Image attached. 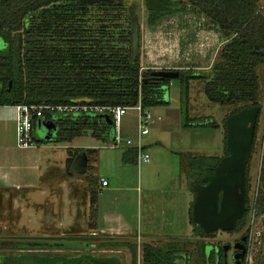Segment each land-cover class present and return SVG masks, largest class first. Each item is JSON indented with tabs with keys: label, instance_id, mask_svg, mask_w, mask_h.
I'll list each match as a JSON object with an SVG mask.
<instances>
[{
	"label": "trees",
	"instance_id": "16d2710c",
	"mask_svg": "<svg viewBox=\"0 0 264 264\" xmlns=\"http://www.w3.org/2000/svg\"><path fill=\"white\" fill-rule=\"evenodd\" d=\"M145 5L149 25H155L167 17L191 13L203 16L213 29L227 38L210 71L199 73L192 68L177 69L184 126L219 127L215 120L189 115L192 79L205 80L204 92L213 102L243 103L230 114L244 107L261 106L257 67L264 63V13L260 0H145ZM92 6L106 11L122 10L124 3L123 0H0V35L7 43L6 48L0 49V105L67 104L79 99L114 106L141 103L144 108L169 103L165 93L172 78L161 77L152 68L142 70L135 21L131 20V24L118 34L109 32L105 25L92 27L84 19L77 18L80 12ZM53 116L57 117L58 128L53 140L37 136L35 129L38 118L34 119L32 133L37 144L72 141L83 135L86 129H91L93 136L99 139L111 141L110 126L102 118L48 112L42 118ZM226 139L225 123L224 155L228 153ZM77 152L78 148L74 149V153L69 150L70 155L66 160L69 170ZM137 154V147H131L123 153L122 160L132 163ZM221 157L185 156L189 188L194 195V185L200 182L201 177L213 173ZM249 164L250 160L247 167V197L250 190ZM260 180L264 181L262 171ZM97 199L98 192L92 190L91 206ZM193 204L194 201L189 214L194 234L199 237L210 235L193 222ZM247 206L251 208L248 203ZM254 207L256 213L264 212L263 195L256 197ZM246 216L247 213L238 220L236 230L245 226ZM28 238L4 244L19 248L66 245L62 237H39L36 241ZM101 244L111 246L119 242L104 241ZM121 244L131 249L132 264H137L136 245L129 241ZM197 245L199 254L204 255L203 243L198 242ZM178 249L176 245L165 249L146 243L143 246V259L145 264H176ZM90 263L119 264V260L115 256L102 258L89 254L68 257L62 254L8 253L0 257V264Z\"/></svg>",
	"mask_w": 264,
	"mask_h": 264
},
{
	"label": "rangeland",
	"instance_id": "374dc122",
	"mask_svg": "<svg viewBox=\"0 0 264 264\" xmlns=\"http://www.w3.org/2000/svg\"><path fill=\"white\" fill-rule=\"evenodd\" d=\"M123 3L124 8L122 10L106 11L92 6L84 12H80L77 18L84 19L92 27L105 25L108 31L113 34H118L131 24V20H134L138 31L137 44L141 54L143 71L149 68L154 70L192 68L201 73L210 71L213 63L218 60L219 51L222 47L220 45L222 34L214 35L212 24L206 22L203 16L186 13L167 17L155 25H149L145 0H123ZM260 3L264 6V0H261ZM6 47L7 43L0 35V49ZM257 73L260 81L261 113L258 118V128L249 164L248 204L251 208L247 211L245 226L251 222L252 206L256 197L258 195L264 197V181L260 180L261 171L264 176V63L257 67ZM204 84L205 80L200 78L190 81L189 115L215 120L220 124V129L213 126H200L204 128L198 132L192 130V138L200 133L203 142L192 147L189 152L197 156L206 153L224 155L226 120L229 114L242 106L243 103L220 104L213 102L207 98L204 92ZM165 94L169 103L163 106L181 103L180 86L177 78H172ZM137 115V110H129L123 121V130L119 132L121 137L119 146L113 149L114 151H120L121 146L126 144L128 134L137 133ZM152 126L151 123L150 130ZM38 136L42 135L38 134ZM215 136H221L222 140H217ZM111 142L114 143L115 140L111 139ZM104 143V140L93 136L91 129H86L83 135L75 137L72 141L44 142L37 144L38 146L27 148L18 146L16 139L15 145L9 147L8 152L14 156L12 159L14 164H22L23 166L19 165L11 170L9 186L0 187V257L8 253L62 254L68 257L89 254L102 258L115 256L118 258L119 264H132L131 249L127 245L121 244L129 241L136 245L137 264H143V246L146 243L165 249L171 245H176L181 249L190 250L191 253H194L192 255L194 263L196 261L197 264H200L201 257L198 255L199 251L194 250V244L197 240L198 242H206L208 238L196 236L194 231L189 235H183L189 228L187 224L188 215L185 211V199L183 198L181 201L178 198L181 192L185 193L189 188L186 158L183 159L184 163L178 183L169 192L177 195L174 201L175 207L170 204L172 198L166 196L168 193L159 196L160 191L157 193L151 191L148 194L146 189L143 191L141 205L143 212L148 215L150 207H154L159 220L176 215V221H178L173 230H167L169 227L161 228L160 233H157L159 239L154 240L142 239L135 233L119 236L107 232L96 233L92 231L91 226L94 224L91 215L93 207L90 206L88 209L90 198L86 187L87 183L81 182L79 178L82 179L81 175L87 171V164H89L87 148L103 146ZM76 148H78V152L69 170L66 162V158L70 155L68 150L74 153ZM150 151L152 152V149H149ZM40 152L44 158L39 159L42 161L39 169L35 164L37 161L36 154ZM180 155L187 156L185 153ZM47 158L54 160L56 165L50 166L44 172ZM144 165H140L141 169ZM135 169H137L136 166ZM103 172V167H100L99 173L102 174ZM124 184L122 182V186H125ZM189 191L188 197L192 200L194 193L190 189ZM117 193L122 196V194L128 195L129 191L121 189ZM109 198L104 197L102 199L101 197L99 199L97 204L100 211L108 207ZM132 199L134 201L129 199L125 205L124 213L127 216L134 214V220L137 221V203L135 198ZM88 210L90 215L86 216ZM131 218L133 219V217ZM252 226V252L255 256V264H264V212L256 213ZM134 230H138L137 223L134 225ZM222 231H218L214 235L224 238L226 233ZM172 232L176 234L168 235ZM39 237H62L66 245L19 248L4 244L14 240L23 239L25 241L24 238L36 241L39 240ZM256 237H258L257 244ZM104 241H117L119 244L103 246L101 243ZM229 242L232 243L233 239Z\"/></svg>",
	"mask_w": 264,
	"mask_h": 264
},
{
	"label": "crops",
	"instance_id": "0c3cea01",
	"mask_svg": "<svg viewBox=\"0 0 264 264\" xmlns=\"http://www.w3.org/2000/svg\"><path fill=\"white\" fill-rule=\"evenodd\" d=\"M260 5L262 12L264 13V6L261 3ZM213 33L214 35H221V33L215 29H213ZM214 35L212 34V36ZM221 38L222 41L220 42V45H223L227 38H223V36H221ZM131 109L136 110L134 108H129L122 115L119 132L120 130L122 132L124 118ZM147 109H149L153 114V126L148 134L140 135L139 130L136 134H128L126 136V140L132 139V144L124 143V145L121 146L120 151L113 150L119 146V142L117 143L116 140L114 143L111 141H105L103 146L87 148L88 150H94V152H88L89 164H87V171L81 175L82 179L79 178V180L81 182L85 181L87 183L86 187L90 199L92 190H96L98 192L97 202L94 204V206H92L93 212L91 215L94 219V224L91 227L93 232H107L115 235L117 234L119 236L135 233L142 239L154 240L159 239L157 233H160L159 231L161 228L169 227L167 230H173L174 226H176L178 221H176V215L159 220L154 211V207H150L149 212L147 213L148 215L143 212L141 208L143 201V191L146 189L147 194L151 191H156L154 193L160 191L158 193L160 194L159 196L168 193L166 196L172 198L170 200V204L175 207L174 201L177 195H175V193L173 194L169 192L170 189L178 183L181 168L184 163L183 159H185V157L181 156L180 154L185 153L188 156H197L192 155L189 151L192 149V147L202 144L203 140L200 138V133L198 136L192 138L191 132L192 130H197L198 132V130L203 129L204 127L184 126L182 123L180 103H174L170 106H154ZM16 118L17 110L14 106L0 105V187L9 186L10 177L12 175L11 170L17 168L19 165L23 166L22 164H14L12 162L14 156L8 152V148L13 147L17 139ZM216 128L220 129V126ZM38 137L40 138V136ZM216 139L222 140L221 136L216 137ZM138 143H142V147L148 151L149 149H152V152L150 151L151 160L149 162L143 163L145 165L142 166V169L140 167L141 164H138L136 160L132 163H124L122 160L123 153L131 147H137ZM203 156L223 155H209L206 153L203 154ZM36 157L37 161L35 166L40 169V163L42 161L39 159L44 158V156L40 152L36 154ZM55 165L56 164L54 160L47 158L45 160L44 172H46L47 168L50 166ZM135 166L137 169H135ZM100 167H103L104 170L102 174L99 173ZM101 178L107 179L108 184L102 185ZM122 182L125 183V186H122ZM121 189L129 191L128 195L122 194L123 197L119 195L117 192ZM189 189L190 188H188L185 193L181 192V195L178 196L181 201H183V198L185 199V211L188 215L187 224L189 225V228L183 233V235H189L193 231V225L189 219V210L192 202L195 199V195L191 200L188 197V194L190 193ZM101 197L102 199H104V197H110V204H108V207H106L103 211L99 210L97 204L99 203V199ZM131 197L136 199L138 211L137 221L134 220V214H129V216H127L126 213H124L125 205L128 203L129 199L133 200ZM90 199L88 202V209L91 206ZM88 215H90L89 210L86 212V216ZM131 217H133V219ZM135 223H137V231L134 230ZM170 234L175 235L176 233L172 232L168 235Z\"/></svg>",
	"mask_w": 264,
	"mask_h": 264
},
{
	"label": "water",
	"instance_id": "95a60500",
	"mask_svg": "<svg viewBox=\"0 0 264 264\" xmlns=\"http://www.w3.org/2000/svg\"><path fill=\"white\" fill-rule=\"evenodd\" d=\"M161 77L177 78V69L155 70ZM88 99H79L85 101ZM261 106L244 107L226 120V150L213 168V173L200 178L194 185L195 200L192 220L206 232L231 231L249 207L247 206V167L251 158L256 126ZM102 118L110 126V138L116 140V127L113 118L106 112L76 113ZM56 116L38 118L36 132L41 139L53 140L57 135ZM44 133V134H42Z\"/></svg>",
	"mask_w": 264,
	"mask_h": 264
},
{
	"label": "built area",
	"instance_id": "2783aa9c",
	"mask_svg": "<svg viewBox=\"0 0 264 264\" xmlns=\"http://www.w3.org/2000/svg\"><path fill=\"white\" fill-rule=\"evenodd\" d=\"M14 107L17 110L16 118V135H17V144L22 148H27L30 146L37 145L34 136H33V122L35 118H42L45 112L49 114H75V113H87V112H106L108 113L115 122L116 127V142L120 140L119 127L121 122L122 115L129 108H134L138 111V130L140 135L148 134L150 131V124L153 121L152 112L144 108L141 103H138L134 106H114V105H100L92 104L84 101H75L67 104H16ZM127 144H132V139L126 140ZM138 154L136 161L138 164H143L151 160L150 152L142 147V143L137 145ZM102 185H107L108 180L101 178ZM252 218L249 225L244 226L243 230L245 234L252 239L253 236V226L254 220L256 218V208L252 206ZM258 237H256V244ZM262 242V241H260ZM255 245V243H254ZM260 247V246H259Z\"/></svg>",
	"mask_w": 264,
	"mask_h": 264
},
{
	"label": "flooded vegetation",
	"instance_id": "af4514ba",
	"mask_svg": "<svg viewBox=\"0 0 264 264\" xmlns=\"http://www.w3.org/2000/svg\"><path fill=\"white\" fill-rule=\"evenodd\" d=\"M219 232L222 230H218ZM218 231L211 232L210 235L204 236L208 238L206 242H203L204 255H200V264H255V256L253 255L252 248L253 243L244 232L243 228L231 231L222 232L226 233V236L217 237ZM233 239V242L229 241ZM198 240L195 241L194 250L198 251ZM160 247V246H157ZM170 247V246H169ZM167 247V248H169ZM190 250L178 249L175 254L176 264H197L196 261L192 260V255ZM145 264L144 259L142 260Z\"/></svg>",
	"mask_w": 264,
	"mask_h": 264
}]
</instances>
